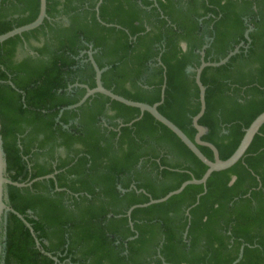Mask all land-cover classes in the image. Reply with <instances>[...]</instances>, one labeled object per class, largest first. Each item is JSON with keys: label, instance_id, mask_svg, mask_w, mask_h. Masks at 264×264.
Returning <instances> with one entry per match:
<instances>
[{"label": "trees", "instance_id": "1", "mask_svg": "<svg viewBox=\"0 0 264 264\" xmlns=\"http://www.w3.org/2000/svg\"><path fill=\"white\" fill-rule=\"evenodd\" d=\"M98 1L46 0L40 26L0 43L5 175L19 183L53 175L6 184L4 201L57 258L6 212L0 264H232L241 248L236 264H264V124L241 160L209 176L205 192L187 185L128 217L131 206L201 178L207 166L148 112L127 125L140 110L102 94L66 108L86 92L76 84L95 87V50L99 68L107 67L103 86L115 94L154 104L166 80L158 110L194 140L199 89L187 67L199 66L205 44L206 62L240 45L200 77L202 140L228 158L264 111V0H102L97 11ZM39 4L0 0V34L35 20ZM32 43L33 55L16 61L18 48ZM198 148L213 160L210 148Z\"/></svg>", "mask_w": 264, "mask_h": 264}, {"label": "water", "instance_id": "2", "mask_svg": "<svg viewBox=\"0 0 264 264\" xmlns=\"http://www.w3.org/2000/svg\"><path fill=\"white\" fill-rule=\"evenodd\" d=\"M39 1H40L39 13H38L36 19L33 20L32 22L28 23V24L16 27V28H14V29L6 32V33L0 34V43L11 38V37H13V36H15V35H19V34H22L23 32L35 29L36 27H38L42 24L44 19L48 17L47 13H46V0H39ZM101 2H102V0H99L97 2V5H96L97 11H98V7L101 4ZM251 29L252 28L249 27L247 29V31L245 32L246 38H248V32L251 31ZM206 47H207L206 45L203 47V51ZM239 47H240V45L237 46L233 51L229 52L224 58L220 59L217 62H206L203 60V57H202L199 67L197 69H195V82H196V85L199 89L200 109H199L198 113L195 116H193V118H192V125L196 130L194 140H191L177 125H175L167 117H165L163 114H161L158 110V106L163 102V99H164L166 80L163 81V84L161 87L160 101H158L154 104H148V103H144V102H139V101L127 99L121 95L115 94L110 89H107L103 86L101 77H102V73L107 69V67L99 68L95 59L92 56L93 53L88 52V59H89L90 63L92 64L93 69L95 71V87L89 88L85 84H76V86H80V87L85 88L86 92H85L84 96L77 103L67 106L66 107L67 109H73V108L80 106L88 97H90L94 94H102L106 97H109L112 100L119 102V103H122V104L130 106V107L138 108L140 110L139 116L136 117L135 119H133L131 122L127 123V125H131L134 121L138 120L144 112H148L157 121H159L160 123L165 125L168 129H170L188 147V149L203 164H205L207 166V169L204 172V174L201 176V178H199V179L191 178L189 180L184 181L178 188L168 192L166 195H164L161 198H157V199L150 198V200L146 203L136 204V205L131 206L127 210V213H126V215L128 217H130L133 209L138 208V207H146V206L151 205V204L164 202V201L168 200L171 196L181 193L187 185H191V184L203 185L204 186V192H205V190H206L205 185H206L207 179L209 178V176L213 172L226 170V169L232 167L235 163H237L239 160H241L243 158V156H244L246 150L248 149L249 145L251 144L254 136L257 133H259L261 126L264 124V111L261 112L260 114H258L252 120V122L249 124V126L244 130V134H243L238 146L236 147L234 152L226 159L220 158L218 149L212 143L202 140L203 135L206 133V128L201 126L198 123L199 119L204 114L205 108H206V102H205V90H206V88L202 84L201 79H200L203 69L205 67H208V66L217 67V66H221V65L225 64L230 59V57H232L233 55H235L239 51ZM203 51L201 54L202 56L204 55ZM164 75H165V72H164ZM9 84L12 87H14L12 82H9ZM61 112H62V110H61ZM198 145L206 146V147L210 148L212 153H213V160H210L209 158H207L201 152V150L198 148ZM5 166H6L5 153L3 150V142H2V137L0 134V231H1V221H2L3 214H5L6 212L14 213L27 226V228L29 229V231L31 232V234L33 235V237L35 239L36 246L43 253L50 256L54 261H57L56 257H53L50 253L45 252L42 249L40 242L37 239V237L34 233V230L31 227L30 223H28L26 221V219L20 213L15 211L12 207L7 205L6 202L4 201V186L6 184L14 185L17 187H26V186L31 185V183H33L36 180H41V179L53 177V175L50 174V175H46L43 177H38V178H35V179H33L27 183H19V182H14V181L10 180L5 175ZM118 188L122 192L126 191V190L122 189L121 187H118ZM132 188L136 189V187L134 185L132 186ZM137 191L140 192V191H144V190H137ZM202 194H200V195H202ZM200 195L197 196L196 202L194 205H196L198 203ZM194 205H192L191 207H193ZM190 208H188L186 210V215H188V216H189V209ZM129 224L131 227L133 226V223L131 221L129 222ZM134 237L135 236L130 237L129 239H133ZM242 249L243 248H241V250L239 252L238 258L232 264H236L240 260V258L242 257ZM1 250H2V246H1V237H0V257H1ZM163 264H169V263H163Z\"/></svg>", "mask_w": 264, "mask_h": 264}, {"label": "flooded vegetation", "instance_id": "3", "mask_svg": "<svg viewBox=\"0 0 264 264\" xmlns=\"http://www.w3.org/2000/svg\"><path fill=\"white\" fill-rule=\"evenodd\" d=\"M65 21H66V19L64 18L61 22H64L65 23ZM206 38V37H205ZM206 41H211V38H206ZM207 47H208V44H205ZM204 45V46H205ZM24 46H26V45H24ZM203 46V47H204ZM181 47H182V49H186L187 48V43L186 42H182L181 43ZM203 47H202V49L200 50V51H198V53H199V55H200V58H199V60H200V63H201V59H202V57H203V60L205 61V49L207 48H205L204 49V51H203ZM20 48V47H19ZM18 48V49H19ZM90 51V50H89ZM202 51H203V53H204V55L202 56L201 54H202ZM90 52H92V53H94L95 52V50H91ZM17 54H18V50H17V52H16V56H15V60H16V57H17ZM33 55V54H32ZM30 55H28L27 57H29ZM24 58H26V57H24ZM24 58H22V59H24ZM22 59H20V60H16V61H21ZM200 65V64H199ZM199 67V66H198ZM197 67V68H198ZM197 68H193L192 66H188L187 67V72L188 73H194V79H195V69H197ZM204 70V69H203ZM196 83V82H195Z\"/></svg>", "mask_w": 264, "mask_h": 264}, {"label": "rangeland", "instance_id": "4", "mask_svg": "<svg viewBox=\"0 0 264 264\" xmlns=\"http://www.w3.org/2000/svg\"><path fill=\"white\" fill-rule=\"evenodd\" d=\"M39 46V44L37 43H32L30 45H26V46H21L19 49H18V54H17V57H16V60H20L24 57H27L28 55H32L33 54V49L35 47ZM59 154H63L62 153H59Z\"/></svg>", "mask_w": 264, "mask_h": 264}]
</instances>
